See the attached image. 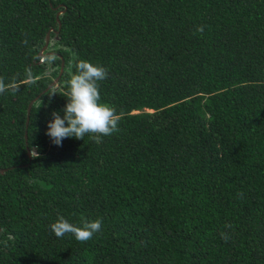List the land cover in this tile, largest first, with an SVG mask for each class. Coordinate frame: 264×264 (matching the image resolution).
Segmentation results:
<instances>
[{"label": "trees", "instance_id": "1", "mask_svg": "<svg viewBox=\"0 0 264 264\" xmlns=\"http://www.w3.org/2000/svg\"><path fill=\"white\" fill-rule=\"evenodd\" d=\"M80 60L120 130L57 146ZM0 77V264H264V0H0Z\"/></svg>", "mask_w": 264, "mask_h": 264}, {"label": "clouds", "instance_id": "2", "mask_svg": "<svg viewBox=\"0 0 264 264\" xmlns=\"http://www.w3.org/2000/svg\"><path fill=\"white\" fill-rule=\"evenodd\" d=\"M196 31L203 33L204 27L198 26ZM75 67L76 72L68 81L69 91L67 103L62 110L63 116L60 112L53 111L52 119L47 124L46 134L57 146H61L65 138L84 139L86 135H91L96 143H101L102 137L120 130L121 114L116 112L114 106L100 102L99 81L107 78V69L87 60L78 61ZM27 82H35L31 73L28 74ZM18 90L14 83H6L0 77V94ZM225 227L230 228L231 225L226 224ZM50 228L57 238L71 234L77 241L87 242L102 230V218L89 220L82 217L79 223H73L58 214ZM221 238L225 242L230 239L224 232H221Z\"/></svg>", "mask_w": 264, "mask_h": 264}, {"label": "water", "instance_id": "3", "mask_svg": "<svg viewBox=\"0 0 264 264\" xmlns=\"http://www.w3.org/2000/svg\"><path fill=\"white\" fill-rule=\"evenodd\" d=\"M48 41V36H47V39H46V43ZM46 47V45L44 46V48ZM62 68H63V65H61V71H62ZM57 78H56V83H57ZM51 86H53V83H51ZM32 104V101L29 103V106H28V109H27V120H26V124L28 123V116H29V113H30V106ZM28 154L31 155V151L28 150ZM0 172H3V170H0Z\"/></svg>", "mask_w": 264, "mask_h": 264}, {"label": "rangeland", "instance_id": "4", "mask_svg": "<svg viewBox=\"0 0 264 264\" xmlns=\"http://www.w3.org/2000/svg\"><path fill=\"white\" fill-rule=\"evenodd\" d=\"M51 83H53V86H56V78L54 79V78H52V81H51Z\"/></svg>", "mask_w": 264, "mask_h": 264}]
</instances>
